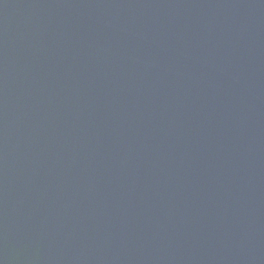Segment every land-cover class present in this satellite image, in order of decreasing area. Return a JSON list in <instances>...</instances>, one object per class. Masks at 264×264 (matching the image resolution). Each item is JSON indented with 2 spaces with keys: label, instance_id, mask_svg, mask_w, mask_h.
<instances>
[{
  "label": "water",
  "instance_id": "1",
  "mask_svg": "<svg viewBox=\"0 0 264 264\" xmlns=\"http://www.w3.org/2000/svg\"><path fill=\"white\" fill-rule=\"evenodd\" d=\"M0 264H264V0H0Z\"/></svg>",
  "mask_w": 264,
  "mask_h": 264
}]
</instances>
